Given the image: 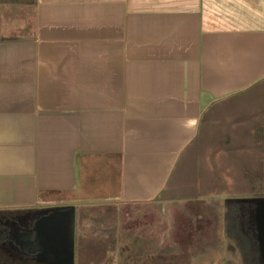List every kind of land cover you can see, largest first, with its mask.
<instances>
[{
  "label": "crops",
  "instance_id": "1",
  "mask_svg": "<svg viewBox=\"0 0 264 264\" xmlns=\"http://www.w3.org/2000/svg\"><path fill=\"white\" fill-rule=\"evenodd\" d=\"M163 197L264 216V0H0V212L58 227L34 257Z\"/></svg>",
  "mask_w": 264,
  "mask_h": 264
},
{
  "label": "rangeland",
  "instance_id": "2",
  "mask_svg": "<svg viewBox=\"0 0 264 264\" xmlns=\"http://www.w3.org/2000/svg\"><path fill=\"white\" fill-rule=\"evenodd\" d=\"M168 201L163 197L160 205H127L82 212L74 220L76 242L68 241L69 236L62 227L64 240H60V253L63 257L48 258V261L34 257L25 239L35 238L37 232L53 235L58 229L55 224L44 222L39 230L35 226L39 217L27 219L16 212L3 213L0 223L15 227L11 230L12 241L6 246L12 248L8 253L17 260L27 257L38 264H50L53 260L60 264H241L239 256L227 250L215 208H205L204 202L197 200L175 204ZM262 215L258 212L253 219L260 236L264 230ZM207 220L210 224H206ZM83 234L90 239L87 242L92 248L79 256L78 250L72 252V246L78 247V238ZM71 254L73 258H68Z\"/></svg>",
  "mask_w": 264,
  "mask_h": 264
},
{
  "label": "trees",
  "instance_id": "3",
  "mask_svg": "<svg viewBox=\"0 0 264 264\" xmlns=\"http://www.w3.org/2000/svg\"><path fill=\"white\" fill-rule=\"evenodd\" d=\"M1 2L2 4L18 3L28 6L34 5V0H1ZM3 213L6 212H0L1 217ZM218 218L227 242V250L238 255L241 264H264V256L261 252L258 234L255 233V223L250 207L238 204L228 205ZM2 224L0 223V260L5 258L7 262L5 264H29L35 262L27 257H21L17 260V258L12 257L11 252L8 253L10 248L8 249L6 246L9 241L8 236L10 235V231L5 229ZM5 261H2L3 263L0 261V264H4Z\"/></svg>",
  "mask_w": 264,
  "mask_h": 264
},
{
  "label": "flooded vegetation",
  "instance_id": "4",
  "mask_svg": "<svg viewBox=\"0 0 264 264\" xmlns=\"http://www.w3.org/2000/svg\"><path fill=\"white\" fill-rule=\"evenodd\" d=\"M2 226L5 228V229H7L8 231H10L9 233H10V235L8 236V240L9 241H12L11 240V230H12V228L14 229L15 227H11L9 224H2ZM14 226H16V225H14ZM22 227H24V226H22ZM9 241H8V243H9ZM8 243H7V245H8ZM6 246V245H5ZM10 249H12V248H10Z\"/></svg>",
  "mask_w": 264,
  "mask_h": 264
},
{
  "label": "water",
  "instance_id": "5",
  "mask_svg": "<svg viewBox=\"0 0 264 264\" xmlns=\"http://www.w3.org/2000/svg\"><path fill=\"white\" fill-rule=\"evenodd\" d=\"M260 240V239H259ZM261 247H262V244H261ZM261 252H262V254H263V249H261ZM264 256V255H263Z\"/></svg>",
  "mask_w": 264,
  "mask_h": 264
}]
</instances>
